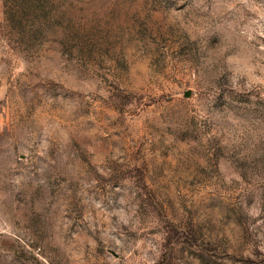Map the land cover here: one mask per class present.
Listing matches in <instances>:
<instances>
[{
  "label": "rangeland",
  "instance_id": "rangeland-1",
  "mask_svg": "<svg viewBox=\"0 0 264 264\" xmlns=\"http://www.w3.org/2000/svg\"><path fill=\"white\" fill-rule=\"evenodd\" d=\"M13 1L0 264H264V0Z\"/></svg>",
  "mask_w": 264,
  "mask_h": 264
},
{
  "label": "trees",
  "instance_id": "trees-1",
  "mask_svg": "<svg viewBox=\"0 0 264 264\" xmlns=\"http://www.w3.org/2000/svg\"><path fill=\"white\" fill-rule=\"evenodd\" d=\"M35 0H16L10 2V10L4 11L5 15H8L9 19L16 21L15 30L17 33H25L29 38L35 26L39 25L37 22L36 14L34 12ZM6 8V1L3 4Z\"/></svg>",
  "mask_w": 264,
  "mask_h": 264
}]
</instances>
